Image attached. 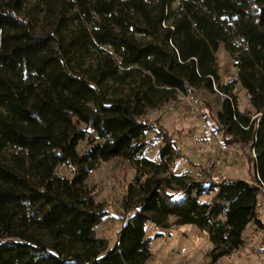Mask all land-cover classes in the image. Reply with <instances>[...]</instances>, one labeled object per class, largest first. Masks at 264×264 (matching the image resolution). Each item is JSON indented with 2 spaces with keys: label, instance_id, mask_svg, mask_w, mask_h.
Returning <instances> with one entry per match:
<instances>
[{
  "label": "trees",
  "instance_id": "16d2710c",
  "mask_svg": "<svg viewBox=\"0 0 264 264\" xmlns=\"http://www.w3.org/2000/svg\"><path fill=\"white\" fill-rule=\"evenodd\" d=\"M221 48L237 70L226 84ZM201 89L227 96L218 121L227 145H253L252 181L165 177L182 153L148 112ZM148 134L163 139L160 163L144 156ZM112 160L136 174L134 215L108 251L87 180ZM263 187L264 0H0V264H145L147 223L171 217L208 234L216 264L251 223L264 230Z\"/></svg>",
  "mask_w": 264,
  "mask_h": 264
},
{
  "label": "rangeland",
  "instance_id": "374dc122",
  "mask_svg": "<svg viewBox=\"0 0 264 264\" xmlns=\"http://www.w3.org/2000/svg\"><path fill=\"white\" fill-rule=\"evenodd\" d=\"M217 58L221 83L232 82L237 75L233 59L224 48L218 52ZM234 93L240 110L248 108L245 91L237 86ZM222 101L223 97L218 92L193 90L187 95L179 93L161 108L148 112V120L167 132L182 153V158L174 161L165 177L185 176L198 181L209 174L211 178L217 175L225 179L253 180L256 165L253 145L226 144L225 137L231 139L232 136L225 133L218 121ZM146 141L149 144L144 156L160 163L163 139L148 134ZM87 150V143L80 145L81 154ZM58 173L62 177L73 178L70 167L63 166ZM135 174L128 162L112 160L100 163L88 177L87 184L96 202L107 212L103 222L96 227L95 234L109 242L108 251L117 245L121 229L134 215V206L126 205L124 200ZM262 192L259 195L262 206L259 213L264 222ZM202 201L210 202L211 198L204 197ZM168 223L167 228L147 223L146 238L150 242L151 258L145 264H212L213 246L207 233L193 225L178 226L175 217H171ZM263 251L264 231L253 222L245 233L244 246L222 257L216 264H264Z\"/></svg>",
  "mask_w": 264,
  "mask_h": 264
},
{
  "label": "built area",
  "instance_id": "2783aa9c",
  "mask_svg": "<svg viewBox=\"0 0 264 264\" xmlns=\"http://www.w3.org/2000/svg\"><path fill=\"white\" fill-rule=\"evenodd\" d=\"M222 97H223V100L227 99V96L221 94ZM226 180L225 178H221L220 176H217V175H214L212 178H211V181L212 183L214 184H219L221 183L222 181ZM262 191H264V187L262 188ZM262 255L264 256V251L262 252Z\"/></svg>",
  "mask_w": 264,
  "mask_h": 264
},
{
  "label": "crops",
  "instance_id": "0c3cea01",
  "mask_svg": "<svg viewBox=\"0 0 264 264\" xmlns=\"http://www.w3.org/2000/svg\"><path fill=\"white\" fill-rule=\"evenodd\" d=\"M238 179V178H237ZM236 180V179H235ZM244 180H246V181H249L250 182V180L249 179H244ZM259 202H260V199H259ZM262 216H261V214L259 213V218L263 221V218H261ZM264 223V222H263ZM264 231V230H263Z\"/></svg>",
  "mask_w": 264,
  "mask_h": 264
}]
</instances>
